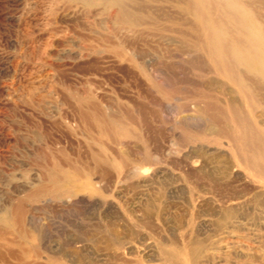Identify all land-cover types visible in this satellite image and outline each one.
<instances>
[{"label": "rangeland", "instance_id": "374dc122", "mask_svg": "<svg viewBox=\"0 0 264 264\" xmlns=\"http://www.w3.org/2000/svg\"><path fill=\"white\" fill-rule=\"evenodd\" d=\"M62 2L0 0V228L25 253L10 263L264 264V0H126L127 66L71 57L98 44L118 62L120 34L63 21ZM29 6L43 56L17 21Z\"/></svg>", "mask_w": 264, "mask_h": 264}, {"label": "bare ground", "instance_id": "6f19581e", "mask_svg": "<svg viewBox=\"0 0 264 264\" xmlns=\"http://www.w3.org/2000/svg\"><path fill=\"white\" fill-rule=\"evenodd\" d=\"M6 1V3L7 2H10V3H18L20 0H5ZM43 1V0H42ZM211 1V0H210ZM56 2V1H55ZM54 2V3H55ZM36 3H38V1L36 2ZM53 3V2H52ZM118 3V1L117 0H64V2H62V4H61V9L63 10V12L65 13L63 16H62V19H63V21H71L72 23L73 22H77V21H79V17L81 16V15H83V16H88V17H92L93 18V20L95 21V22H98L102 27H103V29H106V30H108V33L107 34H105V38H104V40L108 43V44H113L112 42H113V40H112V38L114 37L113 36V31H114V28H118L119 29V34H120V42H121V48H122V50L120 49V50H118V52H116V53H118V54H120L121 55V60H119L118 62L116 61V59H115V57H114V55H112L113 54V52H115V50H113V49H109V48H107V49H104L103 50V48L102 49H100V47H98V44L97 45H92V44H88L89 46H87V47H84V45L81 43V44H79L78 46H80V47H82L81 49H84V51L85 52H82V51H77V52H73V54H72V56L71 57H73L74 59H78V60H82V61H90L92 58L91 57H93V56H91V54L93 55H95V52H98V54L99 53H102V52H106L107 53V55L106 56H97V54L95 55V57H96V62H95V59L93 60L96 64H98V62H99V60H101V58H105L106 59V63H108V64H110L111 66H115V63H122V64H124V65H126L127 66V64H128V61H129V58H128V55H127V53H126V50H127V48H128V32H129V29H128V26H127V24H128V17H129V10L127 9V3H126V0H125V2H123V0H122V2H120V4L118 5L117 4ZM264 3V2H263ZM52 5V4H51ZM54 5V4H53ZM262 6H264V5H262ZM129 7V6H128ZM141 7V6H140ZM144 7V6H143ZM50 8V7H49ZM57 8V7H56ZM55 8V9H56ZM59 8V7H58ZM137 8H138V6H137ZM213 8V7H212ZM263 8V7H262ZM34 9V10H33ZM133 9V8H132ZM162 9V8H161ZM54 10V9H53ZM216 10V9H215ZM36 10H35V8L34 7H25L24 8V10H23V12H22V16H19L18 17V19H17V21H18V23H19V25H21V29H22V31L24 32V31H26L27 33H25V34H23V36L25 37V41L27 42V43H37L36 45H35V47L34 46H28L27 47V49H28V54L29 55H34V56H37V55H42L43 56V54H46V52H45V50H46V48L49 46V43H52L51 42V39H50V36H48L49 37V39L46 41V39H45V41L46 42H39L38 41V38H37V40H36V37H33L32 35H31V33H29L28 32V30L26 29V28H24L25 27V25L27 24V22H29V20H37V19H39V17H38V15H37V13L35 12ZM217 11V10H216ZM63 12H61V13H63ZM158 12V11H157ZM218 12V11H217ZM153 13V12H152ZM159 15V14H158ZM202 15V14H201ZM58 17V16H57ZM158 17V16H157ZM202 17V16H201ZM218 17V16H217ZM122 18V20H123V24H119V19H121ZM213 18H214V16H213ZM212 18V19H213ZM261 18V17H260ZM202 19H203V17H202ZM201 19V20H202ZM215 19V18H214ZM221 19V18H220ZM9 20V19H8ZM47 20H50V19H47ZM54 20V19H53ZM12 21V20H11ZM50 21H52V20H50ZM223 21V20H222ZM32 22V21H31ZM146 22V21H145ZM213 22H215V21H213ZM216 24V23H215ZM84 26V25H83ZM46 27V26H45ZM58 28V27H57ZM80 28V27H79ZM53 29H55V28H53ZM51 30V29H50ZM87 30V29H86ZM91 30V29H90ZM39 31V30H38ZM52 31H54L55 33H56V31L55 30H52ZM59 31V30H58ZM57 31V32H58ZM115 32V31H114ZM257 32V31H256ZM254 34H255V31H254ZM48 35H49V33H48ZM99 35V34H98ZM22 36V37H23ZM47 36V35H46ZM54 36V35H53ZM253 36V35H252ZM79 37V36H78ZM100 37V36H99ZM47 38V37H46ZM52 38V37H51ZM253 38H255V36H253ZM66 39V38H65ZM71 39V38H70ZM103 39V38H102ZM39 40H40V38H39ZM68 40V39H67ZM227 40V39H226ZM97 42V41H96ZM236 42H239V41H236ZM25 43V42H24ZM63 46V45H62ZM61 46V47H62ZM103 46V45H102ZM110 47V46H109ZM42 48V49H41ZM70 51V50H69ZM73 51V50H72ZM27 52V51H26ZM112 54H111V53ZM39 53V54H38ZM72 53V52H71ZM110 53V54H109ZM27 56V55H26ZM91 56V57H90ZM88 57H90L91 59H89V60H87L88 59ZM42 58V57H41ZM0 59H1V57H0ZM3 59V58H2ZM213 59V58H212ZM49 61V60H48ZM2 62V61H1ZM100 63H101V61H100ZM105 63V62H104ZM231 63V62H230ZM91 64V63H90ZM81 66V65H80ZM79 66V67H80ZM97 66V65H96ZM126 66H125V68H126ZM22 68V67H21ZM29 68V67H28ZM89 68V67H88ZM20 69V68H19ZM56 69V68H55ZM66 69V68H65ZM77 69V68H76ZM22 70H24V68L22 69ZM26 70V69H25ZM126 70V69H125ZM87 71V70H86ZM227 71V70H226ZM91 72V71H90ZM14 73V72H13ZM37 73H38V71H37ZM45 73V72H44ZM65 73V72H64ZM114 74V73H113ZM22 75V74H21ZM45 77H46V83H48V75L46 74V75H44ZM62 79V78H61ZM19 80V79H18ZM34 80V79H33ZM97 80V79H96ZM247 80V79H246ZM32 82V81H31ZM30 82V83H31ZM34 82V81H33ZM32 82V83H33ZM42 82V81H41ZM45 82V81H44ZM122 82V81H121ZM28 83V82H27ZM46 83H44L45 85H46ZM119 84V83H118ZM14 85V84H13ZM24 85V84H23ZM31 85V84H30ZM225 85V84H224ZM37 87V86H36ZM41 87H43V84H42V86ZM28 88H33V86H28L27 87V89ZM50 88V87H49ZM40 90H41V88H40ZM48 90V89H47ZM30 91V90H29ZM31 91H33V90H31ZM88 91V90H87ZM54 92V91H53ZM7 93H8V96H9V98L10 99H18L19 98V96H17V95H12L10 92H8L7 91ZM94 93V92H93ZM99 93V92H98ZM27 95V94H26ZM35 95V94H34ZM59 95V94H58ZM256 96V95H255ZM13 97H15V98H13ZM247 97V96H246ZM18 100H20V99H18ZM258 100H260V99H258ZM262 100V99H261ZM30 101V100H29ZM39 101V100H38ZM42 101V100H41ZM40 101V102H41ZM234 101V100H233ZM2 102V101H1ZM26 102V101H25ZM107 102L108 101H106V104H107ZM229 102V101H228ZM27 104V103H26ZM29 105H30V103H29ZM114 105V104H113ZM106 106H109V105H106ZM204 106V105H203ZM44 107V106H43ZM60 107V106H59ZM112 108V107H111ZM231 108V107H230ZM252 108V107H251ZM71 110V109H70ZM100 110V109H99ZM31 111V110H30ZM72 111V110H71ZM97 111V110H96ZM54 112V111H53ZM99 112H101V111H99ZM110 112V111H109ZM114 112V111H113ZM124 112H125V114H126V116H128V112L126 111V109L124 110ZM97 113V112H96ZM131 113H132V111H131ZM232 113V112H231ZM98 114V113H97ZM99 114H101V113H99ZM133 115V114H132ZM78 116V115H77ZM100 116V115H99ZM79 117V116H78ZM63 118V117H62ZM70 118H71V116H70ZM131 118V117H130ZM30 120V119H29ZM76 120H77V123H75L74 122V124L76 125L77 124V127H78V125H82V123L84 122V123H86V121H88V118H84V119H82V118H76ZM75 120V121H76ZM134 120V119H133ZM215 120V119H214ZM65 121V120H64ZM132 122V121H131ZM133 122H135V121H133ZM260 122V121H259ZM20 123V122H19ZM261 123V122H260ZM88 124V123H87ZM216 124H218V123H216ZM107 125V124H106ZM55 126V125H54ZM56 127V126H55ZM111 127L112 126H110V128H107V130H110L111 129ZM50 130V129H49ZM112 130V129H111ZM109 134V133H108ZM13 135V134H12ZM111 134H109V136H110ZM1 139V138H0ZM3 141H5V139L3 140ZM56 141H57V139H56ZM111 142V141H110ZM56 143V142H55ZM59 144V143H58ZM75 146V145H74ZM156 151V150H155ZM158 151V150H157ZM160 152V151H159ZM155 154V153H154ZM57 157V156H56ZM133 157V156H132ZM93 159V158H92ZM110 159V158H109ZM144 160H146V159H144ZM155 160V159H154ZM151 161V160H150ZM62 162V161H61ZM95 162V161H94ZM99 162V161H98ZM229 162V161H228ZM158 163V162H157ZM174 163V162H173ZM178 163H180V162H178ZM48 164V163H47ZM60 165V164H59ZM62 165H63V163H62ZM101 166V165H100ZM127 166V165H126ZM71 167V166H70ZM145 167V166H144ZM191 167V166H190ZM229 167V166H228ZM249 167V166H248ZM127 168H129V169H127ZM127 168H124L125 170V175H127V174H129V173H134L135 174V172H140V174L142 175V177L143 178H145L146 176H147V174H149L148 172L147 173H145V171L144 170H148V169H144L143 171H139L138 170V168H135L134 167V170H131L130 169V167H127ZM146 168V167H145ZM159 168V167H158ZM87 169V168H86ZM98 169V168H97ZM102 169V168H101ZM143 169V168H142ZM222 169V168H221ZM249 169H250V167H249ZM140 170H141V168H140ZM27 171V170H26ZM102 171V170H101ZM123 171V170H122ZM28 172V171H27ZM152 172V171H151ZM150 172V174H152ZM154 173V172H153ZM112 174H113V172L109 169L108 170V173L106 174V176L108 177V178H106V179H108L109 180V182H110V179L112 178V177H114V175L112 176ZM246 174V173H245ZM105 175V174H104ZM117 175V174H116ZM124 175V174H123ZM122 175V176H123ZM99 176V175H98ZM152 176V175H151ZM191 176V175H190ZM245 176V175H244ZM149 177V176H148ZM22 178V177H21ZM99 178V177H98ZM105 178V177H104ZM131 178V177H130ZM236 178V177H235ZM30 180V179H29ZM113 180V179H112ZM125 180V179H124ZM217 180V179H216ZM252 181V180H251ZM99 182V181H98ZM97 182V183H98ZM108 183V182H107ZM106 183V184H107ZM201 183V182H200ZM214 184V183H213ZM102 185V184H101ZM199 187V186H198ZM216 187V186H215ZM107 188V187H106ZM256 189V188H255ZM180 190V189H179ZM248 190V189H247ZM253 190H254V188H253ZM262 193V192H261ZM193 194V193H192ZM258 195V194H257ZM53 196V195H52ZM195 196V195H194ZM193 196V197H194ZM221 196V195H220ZM241 198V197H240ZM21 201V200H20ZM19 201V202H20ZM194 201V200H193ZM23 202V201H22ZM79 202V201H78ZM259 202V201H258ZM18 203V202H17ZM60 203V202H59ZM228 203V202H227ZM13 204V203H12ZM24 204V203H23ZM195 204H196V202H195ZM223 204V203H222ZM259 204V203H258ZM15 205V204H14ZM13 205V206H14ZM24 206V205H23ZM111 206V205H110ZM29 207V206H28ZM196 207V206H195ZM11 208V207H10ZM198 208V207H197ZM234 208V207H233ZM84 209V208H83ZM26 211L23 209V207H21V205H19V204H16L15 206H14V208H13V213H11V214H13L12 215V219H13V222L15 223V224H17V226H19L22 222H24L25 220H26V213H25ZM116 212V211H115ZM245 215V214H244ZM262 216V215H261ZM151 218V217H150ZM144 219V217L142 218V220ZM140 221H141V218L139 219ZM138 220V221H139ZM255 220V219H254ZM149 223V222H148ZM153 223V222H152ZM30 224V223H29ZM143 224V223H142ZM150 225V224H149ZM148 225V226H149ZM143 226H145V225H143ZM1 227V226H0ZM150 227V226H149ZM149 227H148V229H149ZM153 227V226H152ZM147 227H145V229H146ZM153 229H155V228H153ZM150 231V230H149ZM155 231V230H154ZM138 233V232H137ZM155 233V232H154ZM176 235H177V233H175ZM156 235V234H155ZM186 235V234H185ZM184 235V236H185ZM87 236V235H86ZM158 236V235H157ZM187 236V235H186ZM180 237V236H179ZM174 239V238H173ZM202 242V241H201ZM163 243V242H162ZM196 244V243H195ZM188 246V245H187ZM15 247H18V245H16V240L14 239V237L11 235V233H10V231H7V230H5V229H2V228H0V264H12V263H10V261H9V257H11V258H13V259H16V260H18L19 258H20V255H21V253H23V252H21V251H16V249H15ZM32 246L31 247H29V249H27V251H28V253H30L31 251H32ZM129 248V247H128ZM22 249V248H21ZM24 249V248H23ZM134 249V248H133ZM25 251V250H24ZM181 251H182V254L185 252L184 251V248H182L181 249ZM113 252V251H112ZM124 252V251H123ZM144 252V251H143ZM153 253V252H152ZM156 253V252H155ZM23 254H25V253H23ZM189 254H191V253H189ZM203 254V253H202ZM124 255V254H123ZM184 255H186L185 253H184ZM193 257H194V255H193ZM193 257H191V258H193ZM205 257V256H204ZM209 257V256H208ZM207 257V258H208ZM116 259V258H115ZM118 260H121V262L123 263V262H125V261H123L122 260V257L121 256H119V258H117ZM205 260V259H204ZM209 260H210V257H209ZM221 260V259H220ZM219 260V261H220ZM163 262L164 263H166V264H176L177 263V255L175 254V252H173V253H170V254H166V255H164V257H163ZM180 263V262H179ZM206 263V262H205ZM25 264V263H24ZM26 264H27V262H26ZM183 264V263H182Z\"/></svg>", "mask_w": 264, "mask_h": 264}]
</instances>
